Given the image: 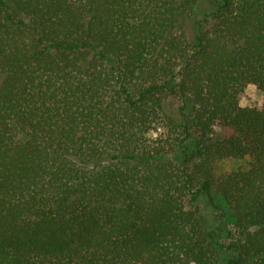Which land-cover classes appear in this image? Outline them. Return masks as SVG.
<instances>
[{
	"label": "trees",
	"instance_id": "16d2710c",
	"mask_svg": "<svg viewBox=\"0 0 264 264\" xmlns=\"http://www.w3.org/2000/svg\"><path fill=\"white\" fill-rule=\"evenodd\" d=\"M249 84L264 0H0V264H264Z\"/></svg>",
	"mask_w": 264,
	"mask_h": 264
},
{
	"label": "rangeland",
	"instance_id": "374dc122",
	"mask_svg": "<svg viewBox=\"0 0 264 264\" xmlns=\"http://www.w3.org/2000/svg\"><path fill=\"white\" fill-rule=\"evenodd\" d=\"M240 103L243 106L262 107L264 104V92L259 90L256 85L249 84L241 96ZM250 163L251 159L249 157L220 159L215 163L214 172L218 177L238 169L246 170L250 167Z\"/></svg>",
	"mask_w": 264,
	"mask_h": 264
}]
</instances>
